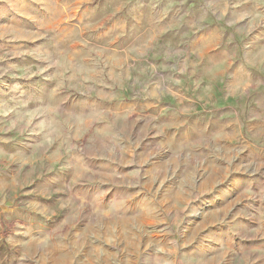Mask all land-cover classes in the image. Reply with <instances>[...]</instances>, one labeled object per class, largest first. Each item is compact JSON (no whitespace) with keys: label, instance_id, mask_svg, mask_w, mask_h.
<instances>
[{"label":"rangeland","instance_id":"1","mask_svg":"<svg viewBox=\"0 0 264 264\" xmlns=\"http://www.w3.org/2000/svg\"><path fill=\"white\" fill-rule=\"evenodd\" d=\"M0 92V264H264V0H0Z\"/></svg>","mask_w":264,"mask_h":264},{"label":"crops","instance_id":"2","mask_svg":"<svg viewBox=\"0 0 264 264\" xmlns=\"http://www.w3.org/2000/svg\"><path fill=\"white\" fill-rule=\"evenodd\" d=\"M0 93H1V92H0ZM0 97H2V96L0 95ZM2 100H3V99H2ZM0 107H1V105H0ZM10 113H11V112H9V113H8V114H7L5 117L9 116V115H10ZM8 127H9L8 125H5V128H7V129H8ZM6 149H7V148H6ZM7 152H8V151H7ZM3 159H6V157H5V158L3 157Z\"/></svg>","mask_w":264,"mask_h":264}]
</instances>
